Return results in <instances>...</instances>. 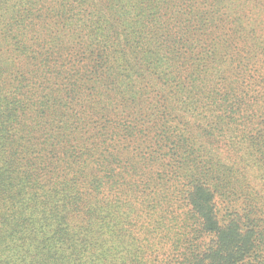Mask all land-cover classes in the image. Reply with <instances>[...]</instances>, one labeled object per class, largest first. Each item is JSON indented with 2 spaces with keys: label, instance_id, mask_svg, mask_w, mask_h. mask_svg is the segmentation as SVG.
I'll list each match as a JSON object with an SVG mask.
<instances>
[{
  "label": "trees",
  "instance_id": "obj_1",
  "mask_svg": "<svg viewBox=\"0 0 264 264\" xmlns=\"http://www.w3.org/2000/svg\"><path fill=\"white\" fill-rule=\"evenodd\" d=\"M0 264H264V0H0Z\"/></svg>",
  "mask_w": 264,
  "mask_h": 264
}]
</instances>
